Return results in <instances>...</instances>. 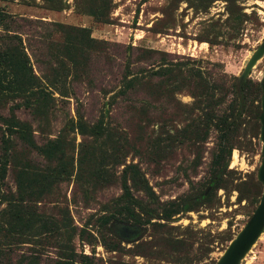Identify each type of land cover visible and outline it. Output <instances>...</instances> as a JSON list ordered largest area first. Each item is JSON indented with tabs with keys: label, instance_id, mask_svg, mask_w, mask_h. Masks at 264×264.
<instances>
[{
	"label": "rangeland",
	"instance_id": "374dc122",
	"mask_svg": "<svg viewBox=\"0 0 264 264\" xmlns=\"http://www.w3.org/2000/svg\"><path fill=\"white\" fill-rule=\"evenodd\" d=\"M63 1L60 10L39 7L41 0H0V8L88 27L93 37L119 44L109 51L116 64H124L127 45L155 48L166 51L176 61H198L216 81L226 80V84L235 80L233 76L239 79L243 75L248 60L264 41V0H112L110 16L114 23L110 24L97 22L83 13L82 0H76L77 3L75 0ZM34 67L36 73L42 71L40 63ZM263 75L264 55L252 66L246 78L260 84ZM118 78L119 74L113 75L106 68L99 74L93 70L80 80L69 77V97L61 98L55 93L54 106L42 120L29 111L18 110L16 114L32 125L36 141L42 143L45 138L59 135L67 120L74 118L77 112L89 122L95 121L108 99L100 87L113 89ZM177 98L182 103H192V97L185 92ZM121 103L111 111V125L121 130L131 129L133 134L136 126L129 121L130 113ZM11 104L4 106V113ZM179 119L175 122L176 127L184 124ZM152 127L148 126L146 131L151 132ZM64 134H67V153L77 158L81 136L68 129ZM259 136L258 116L242 126L227 167L214 189L209 183L216 142L214 132L202 144L198 154L188 144H179L155 161L149 160L143 151L138 154L133 145L127 144L118 156L125 159V164L110 168V172L118 177L115 182L87 183L72 176L48 192L38 206L39 212L57 219L62 230L60 242L65 244L70 240L77 253L88 257L85 264H215L259 202L262 191L257 177L262 161ZM17 149H20L18 145ZM30 156L39 164L44 162L35 152ZM130 163H135L136 167L124 171V166ZM13 172L11 166L5 179L11 190L15 189ZM134 175L138 186L128 182L134 204L152 195L164 204L192 189L207 191L209 200L170 220L154 217L149 222L135 224L139 229L137 234L125 237L119 232L117 220L104 225L101 218L116 208L114 203L123 193L121 178ZM100 233L116 242L117 249H105L100 243ZM175 239L183 243L175 245L177 248L167 244V240ZM22 241L16 246L12 264L20 260V264H26L23 259L27 257H35L38 264H56L58 249L54 244L50 245L44 235H31ZM239 264H264V231Z\"/></svg>",
	"mask_w": 264,
	"mask_h": 264
},
{
	"label": "trees",
	"instance_id": "16d2710c",
	"mask_svg": "<svg viewBox=\"0 0 264 264\" xmlns=\"http://www.w3.org/2000/svg\"><path fill=\"white\" fill-rule=\"evenodd\" d=\"M41 1L39 7L44 9L60 10L64 6L63 0ZM82 1L83 13L97 22L114 23L110 16L112 0ZM112 47L119 44L93 37L88 27L0 8V206L3 205L0 208V264H12L16 246L31 235H44L50 245L57 247L56 264H85L88 257L77 253L70 240L65 244L60 242L62 230L57 219L39 212V204L54 186L72 176L87 183L115 182L118 177L110 168L125 164V159L118 156L127 144L133 145L138 154L143 151L149 160L155 161L179 144H188L198 154L214 132L216 142L209 179L214 189L219 185L242 126L260 114L261 86L250 78L239 80L233 76L235 80L226 84V80L216 81L198 61H176L166 51L133 45L124 49V64H116L109 53ZM37 63L42 65L39 74L34 67ZM116 66L119 68L114 71ZM103 68L113 75L119 74V78L113 89L100 87L108 99L98 118L89 122L77 112L67 120L59 135L38 143L32 125L16 112L29 111L42 120L54 106L55 93L61 98L69 97V77L80 80L93 70L101 73ZM182 92L192 97V103H182L177 98ZM10 102L4 113V106ZM120 103L130 113L129 121L136 126L133 134L131 129L121 130L111 125V111ZM178 118L184 124L176 127ZM150 125L152 130L147 132ZM66 129L81 136L77 158L66 151ZM33 152L44 162L39 164L33 160L30 156ZM11 166L14 190L5 182ZM134 167L136 164L130 163L124 166V171ZM136 180L135 175L121 178L123 193L114 203L116 208L102 215L104 225L114 219L134 225L154 217L170 220L209 200L207 191L192 189L164 204L154 195L134 204L128 182L138 186ZM168 242L174 248L183 243L167 240L169 246ZM100 243L110 251L118 247L104 233H100ZM23 261L38 264L35 257Z\"/></svg>",
	"mask_w": 264,
	"mask_h": 264
},
{
	"label": "water",
	"instance_id": "95a60500",
	"mask_svg": "<svg viewBox=\"0 0 264 264\" xmlns=\"http://www.w3.org/2000/svg\"><path fill=\"white\" fill-rule=\"evenodd\" d=\"M264 55V41L254 51L248 60L243 75L239 78L242 80L247 77L252 66L256 61ZM261 96H260V140L262 141V161L258 169V180L261 183L262 191L259 202L243 228L231 239L230 243L224 250L215 264H239L246 253L250 250L253 244L257 241L264 231V75L260 82ZM121 223V222H119Z\"/></svg>",
	"mask_w": 264,
	"mask_h": 264
},
{
	"label": "flooded vegetation",
	"instance_id": "af4514ba",
	"mask_svg": "<svg viewBox=\"0 0 264 264\" xmlns=\"http://www.w3.org/2000/svg\"><path fill=\"white\" fill-rule=\"evenodd\" d=\"M115 223L117 224V226H119V232L125 237H132L133 235L137 234L139 230L138 226L134 224H128L126 222L119 221V220L115 221Z\"/></svg>",
	"mask_w": 264,
	"mask_h": 264
}]
</instances>
